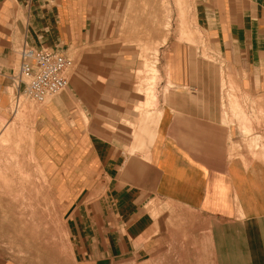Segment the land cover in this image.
I'll return each mask as SVG.
<instances>
[{"label": "rangeland", "instance_id": "1", "mask_svg": "<svg viewBox=\"0 0 264 264\" xmlns=\"http://www.w3.org/2000/svg\"><path fill=\"white\" fill-rule=\"evenodd\" d=\"M82 2L87 32L82 43L63 46V54L71 60L67 79L71 83L83 77L88 82L85 91L113 94L112 111L121 108L124 101L118 98L123 95L131 100L130 117L112 116L106 126L131 130L133 144L129 148L115 144L117 153L123 157L125 151L139 159L137 142L144 134L140 122L154 118L161 99L175 88L171 77L180 71L178 66L201 77L212 75L217 63L223 122L236 128L240 142L230 147L233 152L244 150L264 166V94H243L231 83L230 69L223 67L224 61L205 39V0ZM35 42H23L16 50L40 48L38 38ZM9 93L13 126L0 139V264L257 263L254 255L259 250L251 229L209 218L157 195L149 194L134 205L125 192L102 197L101 188L80 198L78 205H87V211L66 214L60 191L44 176L35 144H5L14 131L15 138L31 140L29 120L50 98L39 104L16 96L12 84ZM5 126L0 125V132ZM250 254L255 261L248 260Z\"/></svg>", "mask_w": 264, "mask_h": 264}, {"label": "crops", "instance_id": "2", "mask_svg": "<svg viewBox=\"0 0 264 264\" xmlns=\"http://www.w3.org/2000/svg\"><path fill=\"white\" fill-rule=\"evenodd\" d=\"M85 15L82 0H0V125L6 123L0 139L13 124L9 90L10 76L20 61L17 46L36 44L38 38L41 47L63 53V46L84 41ZM203 21L205 39L224 61L223 67L230 69L231 83L243 94L263 95L264 0H205ZM215 64L212 75L201 77L177 67L180 71L171 77L175 88L161 99L154 118L140 122L144 134L137 142L139 159L125 151L123 157L117 153L115 144L128 148L133 144L130 128L106 127L112 116L130 117L131 100L123 95L118 98L124 101L121 108L112 111L114 95L85 91L88 82L79 76L29 120L30 141L15 138L14 131L5 144H35L44 176L60 191L66 214L87 211V205H78L80 198L101 188L102 197L125 192L134 205L149 194L157 195L209 218L251 229L259 250L256 264H260L264 262V166L244 150L233 152L230 147L240 142L236 128L223 122L220 66ZM155 214L152 210L151 216ZM248 260L255 261L253 254Z\"/></svg>", "mask_w": 264, "mask_h": 264}, {"label": "built area", "instance_id": "3", "mask_svg": "<svg viewBox=\"0 0 264 264\" xmlns=\"http://www.w3.org/2000/svg\"><path fill=\"white\" fill-rule=\"evenodd\" d=\"M19 58L18 70L10 76L16 96L23 95L43 104L67 88L71 60L63 53L24 48L19 52Z\"/></svg>", "mask_w": 264, "mask_h": 264}, {"label": "bare ground", "instance_id": "4", "mask_svg": "<svg viewBox=\"0 0 264 264\" xmlns=\"http://www.w3.org/2000/svg\"><path fill=\"white\" fill-rule=\"evenodd\" d=\"M18 67H19V66H18ZM17 70H18V68H17ZM17 70H16V71H17ZM67 80H68V79H67ZM45 102H46V101H45ZM45 102H44V103H45Z\"/></svg>", "mask_w": 264, "mask_h": 264}]
</instances>
